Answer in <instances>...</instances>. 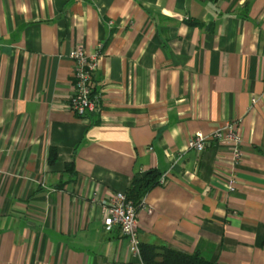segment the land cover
<instances>
[{
	"label": "crops",
	"instance_id": "obj_1",
	"mask_svg": "<svg viewBox=\"0 0 264 264\" xmlns=\"http://www.w3.org/2000/svg\"><path fill=\"white\" fill-rule=\"evenodd\" d=\"M76 46L100 57L86 117ZM234 121L238 164L188 148ZM151 169L141 242L264 264V0H0V264H138L103 203Z\"/></svg>",
	"mask_w": 264,
	"mask_h": 264
},
{
	"label": "built area",
	"instance_id": "obj_2",
	"mask_svg": "<svg viewBox=\"0 0 264 264\" xmlns=\"http://www.w3.org/2000/svg\"><path fill=\"white\" fill-rule=\"evenodd\" d=\"M70 57L74 62L73 75L75 81L74 93L69 105L79 116L86 117L96 108L98 96L94 94L92 79L98 69L100 57L98 53H88L83 46H76L70 52ZM210 139L232 145L233 154L231 158L235 165L242 159V135L238 121L225 123L216 129L211 136L202 133L195 134L190 138L188 148L202 152L206 149ZM165 177L166 175L161 177L160 183L165 182ZM234 183L235 178L232 175L230 179L231 189H234ZM141 209H147L149 213L153 211L144 197L139 203H135L128 198L127 192L122 191H117L103 203L106 229L118 228L123 236L128 238L130 252L139 260L138 264H143L138 222Z\"/></svg>",
	"mask_w": 264,
	"mask_h": 264
},
{
	"label": "trees",
	"instance_id": "obj_3",
	"mask_svg": "<svg viewBox=\"0 0 264 264\" xmlns=\"http://www.w3.org/2000/svg\"><path fill=\"white\" fill-rule=\"evenodd\" d=\"M159 178L160 173L155 169L134 177L127 191L128 198L139 203L159 183ZM140 247L143 264H217V261L209 260L199 252L188 253L166 244L141 242Z\"/></svg>",
	"mask_w": 264,
	"mask_h": 264
}]
</instances>
